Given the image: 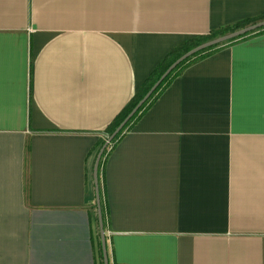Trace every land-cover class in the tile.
Returning <instances> with one entry per match:
<instances>
[{"label": "crops", "instance_id": "0c3cea01", "mask_svg": "<svg viewBox=\"0 0 264 264\" xmlns=\"http://www.w3.org/2000/svg\"><path fill=\"white\" fill-rule=\"evenodd\" d=\"M263 14L264 0H0V264H98L106 130L166 58ZM103 171L109 261L264 264V33L186 66Z\"/></svg>", "mask_w": 264, "mask_h": 264}, {"label": "trees", "instance_id": "16d2710c", "mask_svg": "<svg viewBox=\"0 0 264 264\" xmlns=\"http://www.w3.org/2000/svg\"><path fill=\"white\" fill-rule=\"evenodd\" d=\"M264 21V14L257 17V18H253V19H248V20H244L240 23H237L233 26L230 27H226L224 29L212 32L209 36L207 37H202V38H198L194 41H190L188 42L185 46L184 49L182 51V54H186L187 52H189L190 50L194 49L195 47L199 46L200 44L209 41L211 39H214L216 37L237 31V30H241L245 27H248L250 25H253L257 22H261ZM264 33V28L257 30L253 33L247 34L239 39L230 41L228 43H226L225 45H229L232 44L238 40H245L248 37L254 36V35H258V34H262ZM224 46V45H223ZM217 49H219V47L216 48H211L208 50H205L203 52H200L198 54L193 55L192 57L186 59L184 62H182L180 65L177 66V68L171 72V74L169 76H167L163 82L158 86V88L156 89V91L149 97V99L137 110V112L133 115V117L125 124V126L123 127V129L121 130V132L114 138V140L111 142V146L109 148L108 151H104L103 153V161L99 164V177L98 180L99 182H103V177H104V171H103V167H104V163H105V159L109 153V151L115 146V144L121 139V137L123 136V134L127 131H129L132 126L135 124V122L140 118V116L147 111V109L156 101V99L159 97V95L163 92V90L171 83V81L179 75V73L188 65H190L192 62L203 59L207 56H209L211 53H213L214 51H216ZM182 55V56H183ZM171 57V56H170ZM175 60H171V58H166L164 60V62L162 64H160L158 66V68H156V70L150 75V77L145 81V83L143 84L140 92L135 96V98L132 100V102L130 103V105L124 110V112H122V114H120V116H118V118L112 123L110 124V126L108 127V129L106 130V138L103 141H100L99 143V148L97 150V154L99 152V150L102 148V146L105 144V141L107 140V138L118 128V126H120V124L128 117V115L132 112V110L137 106V104L143 99V97L147 94V92L152 88V86L161 78V76L165 73V71L174 63ZM101 158V159H102ZM104 191L102 188V201H103V206H102V211H103V223H104V228L106 226V205H105V200H104ZM108 263L109 264H115L114 262L109 261L108 258ZM98 264H103V257H102V250H101V241L99 240V250H98Z\"/></svg>", "mask_w": 264, "mask_h": 264}, {"label": "water", "instance_id": "95a60500", "mask_svg": "<svg viewBox=\"0 0 264 264\" xmlns=\"http://www.w3.org/2000/svg\"><path fill=\"white\" fill-rule=\"evenodd\" d=\"M264 28V21L255 23L253 25H250L248 27H245L241 30H237L219 37H216L214 39H211L209 41H206L199 46L195 47L194 49L187 52L185 55L180 57L178 60H176L161 76V78L152 86V88L147 92V94L143 97V99L137 104V106L132 110V112L128 115V117L118 126V128L107 138L105 144L102 146V148L99 150L94 166H93V185H94V194H95V201L97 206V219H98V227L100 231V241H101V250H102V257H103V264H108V257H107V246H106V239H105V233H104V223L101 213V207H100V195H99V180H98V172H99V164L102 158V155L104 153V150L110 144L114 138L121 132L125 124L133 117V115L137 112V110L149 99V97L156 91L158 86L163 82V80L171 74L172 71H174L178 65H180L182 62H184L186 59L192 57L195 54H198L200 52H203L205 50L220 47L230 41L239 39L247 34L253 33L257 30Z\"/></svg>", "mask_w": 264, "mask_h": 264}, {"label": "rangeland", "instance_id": "374dc122", "mask_svg": "<svg viewBox=\"0 0 264 264\" xmlns=\"http://www.w3.org/2000/svg\"><path fill=\"white\" fill-rule=\"evenodd\" d=\"M225 45V44H224ZM106 142V141H105ZM111 146V143L108 144V146L106 147V149L104 151H108L109 148ZM103 156V155H102ZM103 161V158L101 159L100 163ZM98 177H99V172H98ZM99 195H100V207H101V213L103 214L102 211V206H103V201H102V185L101 182H99ZM91 211L93 214V219H94V243L96 246V252L98 255V250H99V240H100V231H99V227H98V219H97V206H96V201L94 200L91 206ZM103 218V216H102ZM104 233H105V239H107V232L104 228ZM106 245H107V240H106ZM108 257V255H107ZM109 264V263H108Z\"/></svg>", "mask_w": 264, "mask_h": 264}]
</instances>
